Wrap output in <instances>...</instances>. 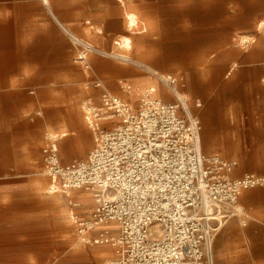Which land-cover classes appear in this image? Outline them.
Wrapping results in <instances>:
<instances>
[{
	"label": "rangeland",
	"instance_id": "rangeland-1",
	"mask_svg": "<svg viewBox=\"0 0 264 264\" xmlns=\"http://www.w3.org/2000/svg\"><path fill=\"white\" fill-rule=\"evenodd\" d=\"M49 3L56 6L60 0ZM81 7V19L64 21L69 32L92 43L97 50L106 43L113 48L112 55L129 57V52L117 49L120 37L129 38L132 50L137 49L138 40L141 52L146 49V39H152V56L160 65L151 69L181 79L180 91L199 123L201 152L234 162L236 177L244 173L264 175V28L258 29L264 19V0H81ZM127 12L137 16V27L132 30L125 27ZM65 32L60 31L63 36ZM239 36L252 40L241 43ZM91 59L101 65L95 66L96 76L85 74L74 62L81 69L72 67L62 79V94L51 91L64 98L56 105L65 109L64 114L50 116V120L60 119L62 124L59 129L49 123L35 126L33 145L26 150L30 174L0 180V203L17 205V220L12 227L1 221V264H103L110 256L108 248H87L77 243L68 219L69 202L78 203L77 209L88 216L92 196L83 190L71 192L69 198L46 193L51 180L42 174L40 149L45 136L63 129L69 135L59 142L61 162L85 159L93 147V137L81 107L91 97L96 104L94 96L98 92L92 89L93 79L133 107L137 98L136 103L126 98L120 86L145 89L152 87L155 80L135 67L98 54ZM124 70L132 71L142 81L133 84L116 75L107 77V71ZM40 115H35V120H43L44 115ZM111 126L101 124L107 130ZM81 196L88 198L80 199ZM239 203L244 208L246 227H241L236 218L222 222L212 244L214 264H264V189L245 191ZM5 229L12 233L17 230V243L8 241ZM31 250L32 258H22Z\"/></svg>",
	"mask_w": 264,
	"mask_h": 264
},
{
	"label": "built area",
	"instance_id": "built-area-1",
	"mask_svg": "<svg viewBox=\"0 0 264 264\" xmlns=\"http://www.w3.org/2000/svg\"><path fill=\"white\" fill-rule=\"evenodd\" d=\"M65 36L74 62L90 72V56L103 54L69 32ZM108 57L155 80L169 100L149 88L133 107L94 81L97 102L88 99L81 107L93 137L86 158L62 165L57 138L45 136L41 163L52 192L69 198L83 190L93 199L88 216L78 203H69L77 243L108 248L103 264H214L212 244L220 225L236 218L246 226L239 197L264 189V175L235 178L234 162L201 152L199 123L177 78L123 56ZM120 89L129 94V86ZM102 123L112 126L107 130Z\"/></svg>",
	"mask_w": 264,
	"mask_h": 264
},
{
	"label": "crops",
	"instance_id": "crops-1",
	"mask_svg": "<svg viewBox=\"0 0 264 264\" xmlns=\"http://www.w3.org/2000/svg\"><path fill=\"white\" fill-rule=\"evenodd\" d=\"M77 18H82L81 0H60L56 6L51 5L49 0H45V2L43 0H0V180L27 177L30 174L26 150L33 145L35 126L49 123L53 128L59 129L62 124L60 119L50 120V116L52 113L64 114L65 109L56 106L61 103V100H64L61 98V91L65 88V82L62 79H66L72 67L79 66L74 63V51L69 41L60 31L61 29L68 30L64 21ZM69 24L71 23L69 22ZM69 33L72 34V32ZM136 38L134 37V39ZM146 40L147 45L144 52L138 51L139 42L136 40L137 49L130 48L128 51L130 57L122 56L149 68L160 65L155 62L157 60L152 56L154 53L152 39ZM83 41L93 46L92 43ZM99 51L106 54L102 56L114 60L108 57L113 53V48L109 44L102 43ZM91 58L92 56L89 58L91 71L83 70V72L96 76L95 66L101 65L94 63ZM123 66L128 65L123 64ZM152 70L154 69L152 68ZM158 74L174 76L181 83V79L174 74ZM115 75L133 84L142 81L135 78L130 70L118 73L107 71V77L113 78ZM94 81L99 80L93 79ZM154 83L152 87L156 89V96L164 100L167 99L163 89L156 82ZM103 88L112 95L104 86ZM51 91H58L56 94L60 92L61 94L54 96L55 94ZM97 92L99 91L97 90ZM97 96L98 94H95L94 101ZM114 97L131 105L128 100ZM125 97L127 98L128 95L125 94ZM91 98L93 99V97ZM41 113L44 115L43 120H35V115L41 116ZM45 142L44 138V144ZM59 142H61L60 139L57 140L56 146L60 163L67 165L69 163L61 162ZM233 177L238 178L234 175ZM70 202L72 203V201ZM240 206L243 208L242 205ZM16 207L17 205L12 203H0V210H4L3 213L0 212L1 232H3L1 221H4L5 225L9 223L12 227V222L17 220ZM15 227L16 225L11 229ZM4 233L9 236L8 241L18 242L17 230L12 233L5 229ZM28 257H33L32 250L22 254V258L27 259Z\"/></svg>",
	"mask_w": 264,
	"mask_h": 264
},
{
	"label": "bare ground",
	"instance_id": "bare-ground-1",
	"mask_svg": "<svg viewBox=\"0 0 264 264\" xmlns=\"http://www.w3.org/2000/svg\"><path fill=\"white\" fill-rule=\"evenodd\" d=\"M45 2V0H43ZM131 8V7H130ZM128 9V8H127ZM130 10V9H129ZM124 23H125V27L126 29L128 30H132L134 28L137 27V16L134 12H127L126 15H125V20H124ZM65 28V27H64ZM264 28V19L259 23L258 25V29H262ZM73 34V33H72ZM239 40L241 41V43H246L250 40H252V38L250 37H247V36H239L238 37ZM117 49H121L123 50L124 52H128L131 48L130 46V40L127 36H123V37H120L118 42H117ZM116 49V50H117ZM117 55V54H116ZM122 56V55H121ZM142 62V61H141ZM149 88H153L154 89V95H156V89L155 87H149ZM149 88H145V89H140V88H136V89H132L130 86H129V98L132 99V101H135L136 98H137V101L138 99L141 97V95L143 94V92ZM132 96V97H131ZM158 97V96H157ZM160 98V97H159ZM135 99V100H134ZM136 103V101H135ZM138 104V103H137ZM49 137H54V138H57L60 139V140H63V138H65L66 136L69 135L68 131L67 130H63L61 129L60 131L56 132V133H53V134H48ZM46 193L50 194V195H54L55 193L52 192V188H48ZM80 199H84L86 200L88 197H79ZM92 203H93V200H92ZM69 212V211H68ZM68 216H69V213H68ZM69 219V218H68ZM222 226V225H221ZM95 254H98V256H101L103 255V252H94V255Z\"/></svg>",
	"mask_w": 264,
	"mask_h": 264
}]
</instances>
